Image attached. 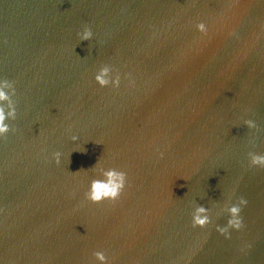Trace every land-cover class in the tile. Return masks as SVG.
Segmentation results:
<instances>
[{"label":"water","instance_id":"95a60500","mask_svg":"<svg viewBox=\"0 0 264 264\" xmlns=\"http://www.w3.org/2000/svg\"><path fill=\"white\" fill-rule=\"evenodd\" d=\"M5 79L0 264H264V0H0ZM96 164L117 200L86 199Z\"/></svg>","mask_w":264,"mask_h":264},{"label":"clouds","instance_id":"9594fccd","mask_svg":"<svg viewBox=\"0 0 264 264\" xmlns=\"http://www.w3.org/2000/svg\"><path fill=\"white\" fill-rule=\"evenodd\" d=\"M196 27L200 33L204 35L208 34V29L203 22L198 23ZM78 35L80 41H89L92 38V31L86 26L83 32L78 33ZM111 71L112 69L107 65L101 67L95 75V81L101 87H106L110 83L113 87H118L120 83V76L117 74L115 78L112 79L110 77ZM14 95V82H10L7 79L0 81V137H6L10 130L15 131V129H11L9 124L6 123V120H15L16 118V107L12 99V96ZM245 123L249 128H256V124L252 120H247ZM77 139L78 138L76 136L72 137L73 141H76ZM54 155L56 163L59 164L60 153L57 152ZM248 155L251 166L264 169V155L256 153H249ZM97 164L94 168L101 173L103 179H93L91 181L90 188L85 194L86 199L94 204H98L104 200H117L125 187L127 174L124 171H118L115 168L105 170L103 167H97ZM246 204L247 201L243 198H241L239 203L236 205L229 206L228 204L227 212L229 213L230 218L227 221L226 227L218 228L217 230L227 236L230 228L236 230L241 229L243 226V221L240 216L241 206ZM210 223L209 210L204 206H198L195 213L192 214V226L205 228ZM93 255L96 260L100 262V264H108L107 257L103 252L97 251Z\"/></svg>","mask_w":264,"mask_h":264}]
</instances>
